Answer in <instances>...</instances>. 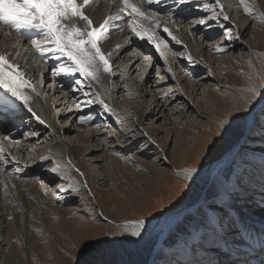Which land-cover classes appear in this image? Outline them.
<instances>
[{
	"label": "rangeland",
	"instance_id": "obj_1",
	"mask_svg": "<svg viewBox=\"0 0 264 264\" xmlns=\"http://www.w3.org/2000/svg\"><path fill=\"white\" fill-rule=\"evenodd\" d=\"M249 2L251 3L252 0H249ZM261 2L264 6V0H261ZM255 3L258 11H264L259 7L256 0ZM237 6L239 7V5ZM183 23L187 22L184 21ZM252 24L253 21L249 25L251 26L249 33L243 39L246 44L241 49L240 58L237 62L226 69H222V66L218 64L213 66L214 73L220 74V85L216 91L208 90L212 79L211 77H206L208 75L205 74L207 70L199 71L198 73L189 71L184 64L178 63L180 57H175L172 61L174 65L173 73H168L165 66L156 63L155 57L150 51L141 50L134 46L128 47L113 62V65L115 63H120V65L118 68L116 67L117 64L114 65L115 68L113 67L116 78L112 80V83L117 88L123 87L125 84L128 86L125 91L118 89L113 95L116 105L120 109L125 110L121 111L122 113L117 112L121 117V122L119 123L115 117H109L103 112L99 105L77 108L76 101L83 100L81 93H73L72 97L68 95L71 101L66 99L59 100L61 94L58 93L51 96L52 92L49 91L47 86L51 81L45 80L43 84L44 93H47L49 98L51 97V103L55 105L53 110L63 115L56 123L65 132L60 137L64 144H69L73 140L78 139V137L79 144H81L80 141L82 139L84 140L85 148L86 146H92V144L95 145V139L96 144L104 139L112 140L115 146L132 144L131 142L135 141L129 139L130 137L126 140V144L121 137H124L126 131L130 130L133 122H138L137 116L143 115V127L140 124L139 131L147 133L148 136L142 135L141 139L143 141L139 140L140 142L135 144L133 151L125 156H136L138 148L144 151L145 155H137L141 166H137L133 173H127L123 178L112 180L115 187L112 192L109 191V196H106L105 200L102 197L101 203L95 192H100L104 189L98 186L95 187V184H87V189L81 188L79 193L69 189L59 199H57L58 196L56 195L53 204L61 205L63 208L66 207L68 209V214L65 217L67 224L62 221L60 223L57 222L54 216L46 218V227L42 224V221L36 223L35 221H30V218L33 219L32 216L28 215L31 211L42 219L44 215L35 209L44 202L50 203L52 200L48 196L42 197L36 191L32 179H34L33 177H38V174L28 175L27 172L21 171L22 173L17 179V176L13 173L16 176V179L11 178V180H14L13 183H1L3 180L1 179L0 214L4 211L7 217L5 221L10 222V233L6 231L0 235V252H3L0 264H34V262L35 264H73L74 260L77 264H162V261H166V264H173L171 260L174 256L170 260V256L167 258L165 255V251H172V249L174 251L176 248L168 247L165 241H168L169 237L173 236L174 233L170 231L163 238V244L158 251L154 250L158 242L157 238L154 237V233L161 231L166 220L176 215H178V221L191 216L192 219L187 221L188 225L202 223L203 217L197 215V209L206 202L212 203L211 194L219 189L218 183L213 182L208 173L212 171L213 167L231 147L237 149L239 157L264 154V127H262L264 126V100L257 97L246 108L242 102L246 94L244 90L250 83L264 77V25H261L256 20L255 24ZM115 32L116 28L113 27L110 30V34ZM218 33L214 36L216 37ZM214 36L212 38H215ZM129 37L131 36L128 35ZM197 37L198 35L196 36L195 34V38ZM204 41L207 43L213 42L210 38ZM182 42H185V40L183 39ZM190 43V41H187L186 45L191 46L193 52V49H196ZM170 47L171 49L173 48L172 46ZM173 50L176 51V49ZM168 52L170 53L171 51ZM145 55L153 57L152 66H148V62L144 60ZM211 56L216 61L223 56V53H212ZM132 57H135V59L137 57V61L133 64L132 70L129 71V77L126 76L121 80L120 76L124 74V71L121 70L124 68L121 66L125 60L128 61L127 58L132 60ZM249 62H251L252 67H249ZM53 65L51 64V66L49 65L46 68L47 74L49 71V78L51 77ZM137 65L139 67L135 69ZM241 72L246 73V75H240ZM173 74L179 81V91H176L175 95L180 94L183 101L177 104L176 101L170 99L167 101H171V103L167 104L168 102L162 101L157 96L156 103L152 102V93L163 94L158 89L167 91L169 88H175L177 84L170 80ZM161 77H164V79H160ZM249 77L252 79L250 80ZM194 83H197L194 87L189 85ZM61 90L59 91L62 94L65 93V97L66 93L70 91L66 87ZM152 90L154 92H151ZM129 93L132 94L131 98ZM56 95H59L58 99ZM120 96L123 97L121 98ZM123 99L129 101L121 102ZM257 103H261V107L256 111L254 110L255 112L249 118L248 108H254ZM74 110H79L80 114L74 113ZM75 115L77 116L76 118ZM80 115H93L96 120L89 125H85L86 127H81L83 125L78 123ZM220 121H223V124ZM21 122L19 126L22 127L23 124L27 130L24 132L26 134L25 137L31 135V137L35 138L31 140V143H27V145L32 147L31 151L26 152L29 155L31 154V158L29 159V155L25 158L20 151H17L26 147L23 144H19L17 148L13 149V144H10V142L3 141V143L10 144L5 149L7 148V152L9 151L12 156H18L19 163L25 158L21 162V166L27 167L31 162H35V158L39 156L37 150L46 145L43 139L49 138L51 135L48 131L34 130L32 127L34 125L29 128V126H26L25 120ZM105 122L109 125L107 129L97 130L94 126L96 123L103 124ZM141 127L159 129L158 132H160L157 135V139L149 136L150 132L141 131ZM20 129V131L23 130L22 128ZM127 134L129 133L127 132ZM92 136V141H88ZM148 137H151V141H155V143H152ZM162 141H165L168 145L169 150L166 154H162V148L158 146H163ZM101 147L100 144L99 148L97 147L100 149L99 151H95L94 148L92 152L87 154L86 158L90 159V167H95L97 164H105L104 161H100V156L102 154L109 156V154L102 153L103 147ZM164 157H167V159L165 160ZM155 158H161L164 165L156 163ZM54 159L60 163L64 171L67 167H71V165H64L67 162L66 160H64L65 163L61 162L63 158L60 154L55 155L47 166L52 168ZM143 161L147 163V167L143 165ZM229 165L235 170L236 161L231 162ZM185 167H195L197 169L195 178L187 182L175 175L176 170L179 171ZM255 167V165L251 166L253 168V171H250L251 176L256 173L254 171ZM8 171H11V167H7V171L4 174H0V176L7 175ZM71 175L75 176L77 184L82 185L84 183L76 171H73ZM10 177H13V175ZM261 178L262 180H256V182L264 181V177ZM24 179L26 181L27 179L31 180V183L23 182ZM58 183L63 184L65 182L55 180L51 186L54 187ZM5 184L8 187L7 193L4 191ZM246 195V192L243 191L238 200L230 201L234 205L230 209L224 208V203L216 201L217 208H224L231 216L235 215L232 217L236 221L235 228L233 227L230 230V232L233 231L235 234H238L241 230L245 231L243 227L247 223L257 221L251 217L250 212L259 211V204L255 202L259 198L250 195V199ZM192 206L195 208L191 209ZM89 210L95 215L90 214ZM100 212H103L114 223H108L104 217L99 215ZM181 214L183 215L181 216ZM9 215L13 217L11 221L8 220ZM215 215L217 214L215 213L212 216L215 217ZM131 219L145 220L146 232L142 233L141 237L106 235V233L114 229V224H121ZM226 220L227 218L225 222ZM5 224L7 225V223ZM243 231V242H245L249 239V232L245 233ZM242 236H239L238 242H242ZM253 237L255 242H257L258 238L254 235ZM229 244L230 247L233 246L231 242H228L226 248H229ZM203 254L201 253L199 257L189 256V259L180 258L178 260L185 262L197 260L201 261L202 264H207L204 261L205 257H203ZM262 254L264 256V252ZM210 257L211 260L231 264L229 260H219L224 259L225 254L219 256L212 254ZM252 258L255 259L257 256L255 255ZM244 260L247 259H240L239 262L241 263Z\"/></svg>",
	"mask_w": 264,
	"mask_h": 264
},
{
	"label": "snow or ice",
	"instance_id": "obj_2",
	"mask_svg": "<svg viewBox=\"0 0 264 264\" xmlns=\"http://www.w3.org/2000/svg\"><path fill=\"white\" fill-rule=\"evenodd\" d=\"M104 2L114 6V14L107 15L102 22H96L89 10L98 3V0H0V35L12 37L14 34L11 43L12 50H0V91L4 93L3 96H0V105L11 109L12 102L15 101L41 125L48 127L47 122L32 106L33 94L36 97L42 94L39 89L43 87V81H33L27 77V73L22 69L21 61L15 58L21 56L19 49L22 48V45L20 41L24 40L30 45V49L24 50L26 53L29 51L35 53L39 60L45 64L49 60L56 62L51 69L54 84L59 77L72 78L68 85L69 90L73 93H81L83 96V100H77V108L99 105L109 117H115L118 123L121 122L120 115L106 102L101 94L102 92H108V89L103 85L104 77L115 76L111 59L113 52L104 51L103 46L110 37V30L115 27L114 21H125L126 17H130L126 20V29L130 30V36H134L152 46L164 65L167 66L168 73H173L167 56L168 51L172 52L173 59L180 56L189 63H194L192 56L187 52V46L183 45V42L172 30L175 28L176 31H179L176 12L169 8L161 16L156 11H149L147 6L160 4L162 0H138V2H133V0H104ZM173 2L175 5L181 6V10H183L182 6L191 5L190 11L202 13L195 19L186 21L189 28H210L214 23L221 30L215 38H210L213 42L208 51H214L216 54L225 53L227 51L225 45L228 42L233 39H240L239 31H233V29H238V26L233 23L232 17L225 11L221 0H214V2H211V0H173ZM196 4H200L201 7L197 9ZM238 4L247 17L264 25V11L257 10L255 0H252L251 3L249 0H238ZM119 30L123 32L125 28ZM172 42L182 45L184 51L172 50L170 47ZM118 48L119 45H117ZM144 60L148 62V66H152V56L145 55ZM249 67H252L251 62H249ZM137 74L139 75V73ZM240 75L245 76L246 73L241 72ZM171 78H175L174 74ZM120 79L123 80L124 76L121 75ZM160 79H164V77ZM249 79L252 78L249 77ZM124 87L127 89V84ZM97 88L99 90H96ZM158 91L163 92L160 99L167 101L175 98V92L179 91V85L177 84L174 89L169 88L167 91L158 89ZM244 91L246 94L242 102L245 108L257 97L264 100V77H261L258 81H252ZM131 95L129 93L130 98ZM95 120L96 117L93 115H80L78 123L88 125ZM220 123L223 124V121H220ZM94 126L97 130L109 127L106 122L103 124L96 123ZM130 134L136 135V130H130ZM142 135L148 136L147 133H142ZM148 139L151 141V137H148ZM2 141H8L16 145L21 144L20 140L7 135L2 138ZM2 141H0V174H4L9 165L11 171L7 172L8 176H12L13 173H20L19 159L6 152ZM151 142L155 143V141ZM110 143L109 140L105 139V144ZM113 155L118 156L126 163H132L128 157L120 155L115 150H113ZM30 158L31 154L29 155ZM48 159L47 156L41 157L42 161ZM164 159L166 160L167 157H164ZM52 163L54 166L50 169L51 172L58 176L60 180L68 179L60 163L54 160ZM68 164H71L70 160ZM75 171L83 176L79 169H75ZM196 174L197 169L195 167H185L175 172L177 177L186 182L192 180ZM233 175L234 169L231 165H225L219 170L217 179L221 187L211 194L213 202H206L197 209V215L203 217L202 223L188 225L187 221L192 219L191 216L178 221L171 228L174 235L170 236L168 241H165L168 247L176 248L179 255H191L193 257H197L201 253L219 251L220 249L205 247L209 229L219 237V241L224 246L228 244L227 237L231 234L230 230L236 221L224 208H232L234 205L230 201L238 200L241 193L245 191L242 177L237 176L233 180ZM229 185L231 186L230 189ZM55 187L61 192L71 189L73 192L79 193L81 188L87 189L88 186L86 181L82 185L70 181L67 184H56ZM261 190V203L264 204V188ZM4 191L5 193L8 191L7 184H5ZM216 201L224 203V208H217ZM89 211L90 214L95 215L91 210ZM210 213H216L217 215L213 217ZM99 215L104 217L108 223H114L103 212H100ZM226 218L228 221L227 226L225 224ZM12 219L13 217L9 215L8 220L11 221ZM201 229H204V231L202 232ZM145 232L144 219H131L121 224H114V229L106 235H128L139 238ZM181 245H183V248H181ZM73 264H77V262L74 260ZM176 264H202V262L177 260ZM207 264H224V262L209 259ZM231 264H235V262H231Z\"/></svg>",
	"mask_w": 264,
	"mask_h": 264
},
{
	"label": "bare ground",
	"instance_id": "obj_3",
	"mask_svg": "<svg viewBox=\"0 0 264 264\" xmlns=\"http://www.w3.org/2000/svg\"><path fill=\"white\" fill-rule=\"evenodd\" d=\"M133 2H138V0H133ZM211 2H214V0H211ZM256 2L259 5V7L264 10V6H263L261 0H256ZM221 4L224 6V9L227 12V14H229L232 17L233 23L238 26V29H233V31H237V30L239 31L240 39L239 40L233 39L232 41L228 42L225 45L227 51L225 53H223V56L221 58L217 59L216 61L213 58H211L212 53H215V52L214 51H208V49L212 45V43H207L204 40H208L209 38H212L216 33L219 32L220 29L214 23L210 26V28L209 27H205V28L192 27V28H189L187 23H183L184 21H187V20L190 21V20L195 19L196 17L202 15L201 12L190 11V9L192 7L191 5L182 6L183 10H181V6L175 5L173 0H162V2L160 4H153V5L147 6L149 11H156L161 16H163L169 8L173 9L176 12L177 27L179 28V31H176V29L174 28V29H172L173 32L179 37V39L181 41H183V39L185 40V42H183V45H186L187 41H190L191 42L190 44L192 46H194L196 49V50L193 49V52H192V49H191L192 47L189 45H186L187 46V52L190 53V55L192 56L194 63H189L186 59H184L180 56H177V57H180L178 63L184 64V66L186 68H188L189 71H192L194 73H198L199 71L201 72L203 70H207L205 72V74H208V75H206V77H208V78L211 77V79H212L211 86H209L208 90H215V91L219 89L218 87L220 85V83H219L220 74L214 73L213 66L218 64V65L222 66V69H226V68H230L235 62H237V60L240 58L241 49L243 47H245L246 42H244L243 39L249 33V30L251 28V26H249V25H250L251 21H253L252 25L255 24V20L252 18L250 19V17H247L243 13L242 7L237 6V5H239L238 0H221ZM195 7L198 9L201 7V5L196 4ZM89 12L92 15L94 21L102 22V20L104 18H106L107 15L114 14V6L106 4L104 2V0H98V3L93 8H91L89 10ZM128 18H130V17H126L125 21H114L116 32L110 34V37H109L110 40L107 39L104 43L103 50L106 52H113V56L111 58L112 62H114V60L117 58V56L120 55L123 51H126L128 47L134 46L136 48H140L141 50L144 49L146 51H150L154 55V57H155L154 60L156 61V63L157 64L159 63L162 66H165L163 61L159 58L158 54H156V52H154L155 50L152 46L148 45L145 41H140L138 38H135L134 36H131L128 38V35H130L129 34L130 30L126 29V20ZM120 28H125V31H123V32L120 31L119 30ZM195 34H196V36L198 35L197 38H195ZM13 39H14V34L12 37H4L3 35H0V50L11 51L12 50L11 49V43H12ZM20 44L22 45V48L19 49L21 52V56L15 57V58L17 60L21 61L22 69L27 73V77L31 78L33 81L42 80L43 84H44L45 80H50L51 83L47 82L48 83L47 86L49 87V91L52 92L51 96L58 93V94H61V97L59 100H61V99L65 100L66 99L67 101H69L70 98L68 97V95H71V97H72L73 92L68 91V93L65 97L64 96L65 93L62 94V92H60V91H62L61 90L62 88H65V87L68 88L70 79H72V78L59 77V78H57V82H55V84H54L52 75L49 78V75H48L49 71L47 74L46 68H47V66H49V65L51 66V64H55L56 62L49 60V62L47 64H45L39 60L38 56L35 53H33L31 51L26 53L24 51L25 49H30V45L26 41L22 40V41H20ZM117 45H119L118 49H117ZM170 46L173 47L172 50L176 49V51H180V52L184 51V48L182 45H177L174 42H172ZM167 56L169 58L171 67L173 69L174 65L172 64L173 58H172L171 52L170 53L168 52ZM127 59H128V61L125 60L124 61L125 63L123 62V65L121 66L124 68V69H121L124 71V74H123L124 77H126V76L129 77L128 73L130 70H132L133 64L137 61V57H136V59H135V57H132V60L130 58H127ZM114 65H116V67L118 68L120 63H115ZM137 67H139V65H137L135 67V69ZM165 67L167 69V66H165ZM114 68H115V66H114ZM174 77H175L174 79L170 77V80L174 81L175 84H178L179 83L178 79L176 78L175 75H174ZM115 78H116V76H112V77L105 76L104 77L103 85L105 88L108 89V92H102L101 94L104 97V99L106 100V102L111 107H113L118 113L119 112L122 113L121 111H125V110L120 109L119 106L116 105V103L114 102L113 95L118 89H121L124 91L126 89H125L124 85H123V87L117 88V86L114 85V83H112V80H114ZM60 83H61V86H60ZM51 84L53 86L50 87L49 85H51ZM189 85H192V87H194L195 85H197V83L189 84ZM43 88L44 87L39 89L42 93L41 96L36 97L33 94L32 106L34 107V110L47 122L48 127L41 125L37 120H35L31 116V114H29L26 110H24L20 104L13 101L12 106H11L12 109H8V112L14 116L8 118L7 121H0V141H2L3 135H7L9 137L15 138L16 140H20L21 145L23 144V146H26V147L23 150L19 149L17 151H20L22 153V155H24L23 157L27 158V156L29 154H27L26 152H28L29 150L30 151L32 150V147L30 145H27V143H31V140L35 139V138L31 137V135L25 137L26 134L24 132H26L27 130L25 129L23 124H22V127L19 126V123L15 125L16 117H18V115H22V116L24 115V117L26 116L25 118H23V120H25L26 126H29V128L32 125H34L35 127L32 126L34 128V130L48 131L49 134L51 135L49 138L46 137L43 139V142L46 143V145L44 146L45 148L43 147L40 150H37V152L39 153V156L37 158H35V160H36L35 162H31L30 165L27 167H22L21 162L25 158L22 161H20V168H21L22 172L23 171H24V173L27 172L28 175H37L38 174V177H33L34 179H32V182L35 184L36 191L39 193V195H41L42 197L48 196L49 199L50 198L52 199L50 203L44 202L38 208L35 209L36 211H38L44 215V217L42 219H41V217L36 216L35 213L33 214L32 211H31V213L28 214V215L32 216V218H33V219L30 218L31 222L35 221V223H36V222L42 221V224L45 225V227H46V218H48V216H54L55 219L57 220V222L60 223V221H62L65 224H67L65 217L68 214V209L66 207L63 208V206H61V205L53 204L54 198L56 195L58 197H60L61 195L65 194V192H61L55 186L54 187L51 186V184L55 180H58L60 182H65L63 184H67L70 181H75V176L71 175V173L73 171H75V169H79L80 172L83 173V176L80 175L82 182L86 181L87 184H95V187L98 186V187H101L104 189L103 191H100V192L96 191L95 192L96 196L98 197L99 202L101 203L102 197H104V200H105V197L109 196V194H108L109 191L112 192L114 187H115L112 180H117L119 178H123V177H125V175L127 173H133L137 166H141V163H140L139 159L137 158V155H145L144 154L145 152L138 148L136 156H127L129 159H132L131 160L132 163H126L124 160L120 159L118 156L113 155V150H115L120 155L125 156L126 154L133 151L136 143L143 141V139H141L142 133L139 131V129H140L139 125L141 124V126H142V123L144 121V119H143L144 117H142L143 115L137 116L138 122H133V125L130 127V130H132V129L136 130V135H129L130 130L127 129L128 131H126L125 136L122 135L124 137H121L122 139H124V141H123L124 143L126 142L128 137H130L129 139H131L132 141H135V142H131L132 144H130V143L126 144L125 143L126 145H122L123 147L121 145L115 146V143H113L112 140L111 141L109 140L111 142L110 144H105V139L101 142L99 141L100 143L96 144V139H95L94 140L95 145L92 144V146H90V147L86 146V148H85L84 147L85 142L83 139L81 140V138H80L81 144H79V137H78V139L73 140L69 144L68 143L64 144L63 140H61L60 137H61V135H64L65 132H63L62 127H60L56 123L63 115H61L60 113H57L53 110V107H55V105L51 103V100H50L51 97L49 98L47 93L45 95ZM190 89H191V87H190ZM96 90H99V89L97 88ZM151 92H154V90H152ZM152 94L153 95H151V99H152V102H155V103H156L157 96L161 97L163 95L162 93H159V94L152 93ZM3 95H4V93L2 91H0V96H3ZM56 96L58 99L59 95H56ZM120 97L122 98L123 96H120ZM54 98H56V97L54 96ZM122 101L127 102L129 100L123 99V100H121V102ZM172 101H176L178 104L179 102L183 101V98L181 97L180 94H177V95H175V98L172 99ZM166 102H168L167 104L171 103V101H166ZM71 104H73V102H71ZM1 106L2 105H0V108H1ZM117 107H118V109H116ZM260 107H261V103H257L254 106V108L253 107L248 108L249 118H251L252 113L255 112L256 110H258V108H260ZM78 111L79 110H76V111L74 110V113L76 112V114L79 115L80 113ZM76 117L77 116L75 115V118ZM81 127H86V126L83 125ZM20 128H22L23 130L20 131L21 130ZM143 130L150 132L149 136H152L153 139H157V135L160 132V131L158 132L159 129L154 130V128H152V127H150L149 129L142 128L141 131H143ZM127 132L129 134H127ZM22 133L24 134V136ZM93 134H95V133H93ZM96 135H98V134L96 133ZM96 135H95V137H96ZM80 137H81V135H80ZM92 139H93V136H92V138L88 139V141L89 140L92 141ZM5 142H8V141H5ZM10 144H13V147H14L13 149L17 148L16 144H14V143H10ZM10 144H8V145H10ZM100 144L103 147V148L101 147L103 149V150L101 149L103 151V152L102 151L101 152L102 153L105 152L106 154H109V156L102 154L100 156V158H101L100 161H104L105 164H102V165L97 164V165H95V167H90L89 166L90 159L86 158L87 154L92 152L94 150V148H95V151H99L100 149H98V148H99ZM162 144H163V146H160V145H158V146L162 148L161 149L162 154H166V152L169 150L168 145L165 141H162ZM8 145L5 143L4 147H6ZM151 149H155V148H151ZM6 152H7V150H6ZM7 153H10V152L8 151ZM58 154H60L63 158L61 160L62 163H65L64 160L67 161L66 164H64V165L68 166L69 165L68 161L69 160L71 161V164H70L71 167L70 168L67 167V169L65 170L66 176L68 177V179H66V180H60L58 178V176H56L55 174H53L51 172L50 166H47L49 161L52 158H54L55 155H58ZM171 154H173V152H171ZM44 156L49 157V159L42 161L41 157H44ZM15 157L18 158V156H16V155H15ZM54 161H56V160L54 159ZM155 161H156V163H160L159 165H164L162 163L161 158L160 159L157 158ZM233 161H236L233 180H235V178L237 176L242 177L244 187H246L245 192L248 195V197L250 195H254L256 198H259V199L255 200V202H257L259 204V206H258L259 211L256 210V212H254V211L250 212L251 217H253V219L257 220L256 222L247 223V225H244V227H243V228H245V231L241 230L238 232V234H235V232L231 231V234L227 237V239H228V242H231V245H233L232 247H230L232 250L234 249L235 246H240V245L247 246V244L248 245H254V247L258 248L257 246H259L262 243V241L260 242V244L255 242V238L253 237V235L258 238V241L260 240L259 238H264V204L261 203V191H262L261 189L264 188V181L257 183L256 180H260V179L262 180L261 177H264V154H262V155H260V154L246 155L244 157H239V155L237 154V149L235 147L234 148L231 147V149L228 150V152H226V154L223 155V158L220 161H218V163L213 167L212 171L210 173H208L211 176L212 181L218 183L219 188L221 187V185L217 179V175H218L219 170L221 168H223L225 165L231 164V162H233ZM146 164L147 163H145L143 161V165L146 166ZM252 165H255L257 168L255 167L254 171L256 173H254L251 176L250 171L251 170L253 171V168H251ZM259 165L261 166L260 168H259ZM8 167H11V166L9 165ZM174 169H177V168H174ZM21 171H20V173H22ZM177 171L178 170H176V172ZM20 173H14V174L16 176H19ZM14 174H12L13 177H10L8 175L0 176V180L3 179L1 181V183H13L14 180H11V178L16 179L15 178L16 176H14ZM193 178H195V175L193 176ZM24 181H26V179H24L23 182ZM1 183H0V186H2ZM25 183H31V180L27 179V181ZM58 184H60V183H58ZM230 187L231 186L229 185V189H230ZM45 193H47V194H45ZM247 195H246V197H247ZM51 196H53V197H51ZM56 201H59V200H56ZM194 208L195 207H192L191 209H194ZM2 212L3 213L0 214V235L6 231L10 233V231H9V229H10L9 223L10 222L5 221L7 219V217L4 214V211H2ZM214 214H211V215H214ZM182 215L183 214H181V216ZM233 215H234V213H233ZM234 216H231V217H234ZM178 220H179L178 215L168 218L166 220V222L164 223L163 229L161 231L154 233V237H156L157 241H158L156 246L154 247L155 251L156 250L158 251L159 249H161V246L163 244V238L171 231V228H173L176 225V222ZM5 223H7V225ZM227 223H228V221L226 220V222H225L226 226H227ZM233 227L235 228V225ZM201 231L203 232L204 229H201ZM242 231L245 233L249 232V234H248L249 239L247 241H245V243L243 242L244 236H242V234H243ZM207 236H208V239L205 241L206 247L211 248V249H220V250L219 251H212L209 253H204L203 254L204 255L203 257H205L204 261L207 262L211 258L210 256L212 254L219 256L222 254H226V252H228L229 248H226V246H224L223 243L219 241V237L216 234H214L210 229L207 232ZM239 236L243 237L242 242L237 241L239 239ZM21 237L23 238L22 235H21ZM253 242H254V244H253ZM209 243H210V245H208ZM181 246H183V245H181ZM2 254H3V252L1 251L0 252V261L2 260V257H3ZM165 255L167 256V258H169V256H170V260H171V257L174 256V258L171 260L173 264H176L177 260L180 258L189 259V256H191V255L184 256L183 254L179 255L177 249H174V251H173V249H172V251L167 250V251H165ZM263 257H260L258 259H251V260L247 261L246 264H254L255 262H259L261 260L264 261ZM161 263L166 264V261H162ZM263 263L264 262H259V264H263ZM235 264H242V263H240L239 261L236 260Z\"/></svg>",
	"mask_w": 264,
	"mask_h": 264
},
{
	"label": "water",
	"instance_id": "obj_4",
	"mask_svg": "<svg viewBox=\"0 0 264 264\" xmlns=\"http://www.w3.org/2000/svg\"><path fill=\"white\" fill-rule=\"evenodd\" d=\"M195 205H196V204H195ZM192 207H194V206H192ZM192 207H191V208H192ZM189 209H190V208H189ZM188 211H189V210H188Z\"/></svg>",
	"mask_w": 264,
	"mask_h": 264
}]
</instances>
